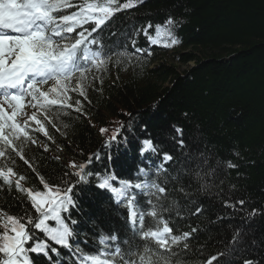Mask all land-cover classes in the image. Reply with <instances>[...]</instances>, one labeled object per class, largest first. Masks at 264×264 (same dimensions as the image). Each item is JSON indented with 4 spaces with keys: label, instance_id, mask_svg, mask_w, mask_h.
<instances>
[{
    "label": "trees",
    "instance_id": "obj_1",
    "mask_svg": "<svg viewBox=\"0 0 264 264\" xmlns=\"http://www.w3.org/2000/svg\"><path fill=\"white\" fill-rule=\"evenodd\" d=\"M169 17L177 21L172 33L181 52L174 58L183 71L168 64L141 32L152 24L153 36L155 25L163 26ZM96 38L111 60L107 71L93 68L88 74L86 115L63 109L54 119L56 127L48 125L55 143L32 132L37 143L25 146L26 158L49 182H58L70 161L84 163L90 155L86 171L117 180L139 182L138 169L143 167L149 175L140 180H155L168 189L162 201L168 210L161 216L174 233L198 229L190 251L181 254L187 264H203L219 252L227 254L220 264H242L246 257L264 264V215L248 216L250 208L264 210V0H142L117 13ZM133 40L144 51L131 59L120 57ZM93 76L102 77L103 84ZM69 95L82 99L77 93ZM121 124L118 139L105 147ZM102 127L108 133L101 135ZM176 128L183 130L182 137ZM180 138L183 148L177 143ZM145 139L153 141L157 153L140 155ZM164 152L173 160L165 165L166 172L157 174ZM229 161L238 167L228 168ZM16 169L28 177L22 182L25 188H38L39 177L19 158ZM99 182L88 177L73 193L77 207L71 216L78 223L72 226V243L86 253L99 247L100 234H116L124 248L123 240L131 235L127 209L100 189ZM147 199L137 195L141 211L151 210ZM241 199L246 202L243 209L236 204ZM225 201L236 207H225ZM196 207L203 209L201 214H193ZM29 208L24 193L0 188V209L22 216ZM154 226L146 216L145 228ZM237 231L241 242L233 248ZM61 252L67 264L69 253ZM36 264L46 262L37 258Z\"/></svg>",
    "mask_w": 264,
    "mask_h": 264
},
{
    "label": "snow or ice",
    "instance_id": "obj_2",
    "mask_svg": "<svg viewBox=\"0 0 264 264\" xmlns=\"http://www.w3.org/2000/svg\"><path fill=\"white\" fill-rule=\"evenodd\" d=\"M141 2L0 0V188L6 186L24 193L30 205L22 216L0 209V264H36L37 258L46 264H66L60 259L61 249L69 253L67 264H187L181 254L190 251V241L198 229L190 227L179 234L174 233L173 227L161 216L162 211L168 210L162 203L168 189L155 180H140V176L146 178L149 175L145 168L138 169L139 182L117 180L115 175L86 171L93 159L90 155L84 163L70 161L68 170L59 181L49 182L26 158L24 150L27 144L37 143L32 132L42 133L53 140L48 125L56 127L54 119L59 118L63 109L86 115L83 101H88V74L93 68L107 71L111 60V56H104L103 45L96 35L117 13L133 9ZM176 25L177 21L169 17L163 26L155 25V37L163 34L171 37L172 45L179 43L172 33ZM152 28L153 25L148 24L141 32L152 44H157L158 39L149 34ZM143 51L133 40L130 50L119 53V56L131 59ZM116 63L121 60L118 58ZM92 79L103 84L102 77L93 76ZM69 93H77L82 99H74ZM63 114L70 115L68 112ZM122 128L121 124L109 135L105 147L118 139ZM99 131L103 135L109 130L102 127ZM175 131L182 137V129L176 128ZM177 143L180 148L184 147L182 138ZM44 151H48L47 145ZM148 151L157 153L158 149L152 140L145 139L140 155ZM94 156L100 159L99 154ZM17 158L39 177L36 190L23 186L22 182L28 177L17 171ZM172 160L173 156L164 152L157 174L166 172L165 165ZM227 167L235 169L238 165L229 161ZM196 175L199 176V172ZM92 176L99 178L97 186L100 189L110 190L116 203L127 209L126 223L131 235L123 240L126 248L118 242L116 234H100L99 247L89 253L79 243H72L76 239L72 226L78 223L71 216L77 207L73 199L74 189ZM133 189L137 192L133 193ZM179 191L187 195L184 187ZM137 195L148 197L146 203L150 205V211L140 210ZM224 203L225 207H236L228 201ZM245 203L243 199L236 202L241 209ZM202 211L196 207L193 214L199 215ZM256 215H264V210L250 208L248 216ZM146 216L152 218L154 227L145 228ZM50 221L55 226H51ZM240 242L241 233L237 231L232 237L233 248ZM84 243L87 244V240ZM226 255L225 252L211 254L203 264H220ZM242 264L259 262L246 257Z\"/></svg>",
    "mask_w": 264,
    "mask_h": 264
},
{
    "label": "rangeland",
    "instance_id": "obj_3",
    "mask_svg": "<svg viewBox=\"0 0 264 264\" xmlns=\"http://www.w3.org/2000/svg\"><path fill=\"white\" fill-rule=\"evenodd\" d=\"M156 39H158V43L157 44H153L154 46H157L159 49V53L164 54V59H166L168 64H172L173 66H178L180 68L181 71L184 70V65H182L181 63H179L175 58H174V54L176 52H179L180 49L177 48V44L172 45L171 44V37L165 36V35H161L160 37H155ZM167 45V46H166ZM181 52V51H180ZM51 224V226H55L54 222H49Z\"/></svg>",
    "mask_w": 264,
    "mask_h": 264
}]
</instances>
